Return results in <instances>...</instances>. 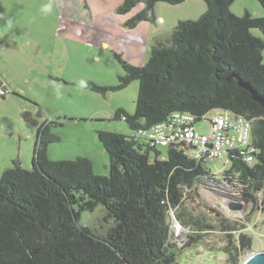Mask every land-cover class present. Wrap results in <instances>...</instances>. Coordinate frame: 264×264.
I'll list each match as a JSON object with an SVG mask.
<instances>
[{
  "label": "trees",
  "instance_id": "16d2710c",
  "mask_svg": "<svg viewBox=\"0 0 264 264\" xmlns=\"http://www.w3.org/2000/svg\"><path fill=\"white\" fill-rule=\"evenodd\" d=\"M185 1L122 0L117 12L126 15L143 5L124 24L133 29L158 21L157 3ZM204 2L207 8L197 20H180L168 40L156 42L145 65L115 54L124 71L118 84L90 86L105 93L139 82L134 115L122 110L114 115L132 134L98 131L110 161L108 176L94 174L86 157L49 159L48 147L59 138L51 130L52 122L40 124L32 168L15 162L0 177V264H177L182 250L203 244L213 233L225 241V264L242 263L252 247L245 225L195 201L201 197V186L227 181L256 207L262 204L259 210L264 213V17L246 10L242 16L233 14L234 0ZM257 2L264 8V0ZM252 29L263 38L255 37ZM240 81L248 83L262 102L253 100ZM211 111L250 123L254 163L229 152L230 166L213 174L208 162L192 159L184 149L161 147L163 155L135 135L175 112L192 114L196 126ZM99 205L114 221L104 236L80 221L82 212H93ZM176 225L183 229L179 235Z\"/></svg>",
  "mask_w": 264,
  "mask_h": 264
},
{
  "label": "rangeland",
  "instance_id": "374dc122",
  "mask_svg": "<svg viewBox=\"0 0 264 264\" xmlns=\"http://www.w3.org/2000/svg\"><path fill=\"white\" fill-rule=\"evenodd\" d=\"M122 0H0V82L5 94L0 96V177L15 162L27 170L32 158L37 128L52 122L51 130L59 142L48 147L51 160H74L86 157L94 174L109 175L110 161L99 141L98 131L118 132L130 136L129 126L114 118L116 111L134 115L139 82L131 81L122 89L105 93L93 91L97 86H115L124 75L120 61L145 65L150 51L159 40L171 36L177 22L197 20L207 8L204 0H186L155 6L158 21L142 22L133 29L125 22L143 5L135 6L126 15L117 8ZM50 6V8L48 7ZM47 9V10H46ZM249 11L264 17V8L257 0H234L230 11L242 16ZM251 32L263 38L257 29ZM264 64V49L262 54ZM211 111L196 123L195 129L207 131ZM165 155V150L158 147ZM229 161L216 159L207 167L221 173ZM202 208H213L227 219L245 225L252 240L243 261L255 251H264V213L249 197L239 193L227 181H210L199 189ZM241 204L242 210L230 206ZM106 209L98 206L93 212H82L80 221L99 236L114 226L107 219ZM211 213V212H209ZM175 226V235L182 232ZM225 245L217 233L206 242L186 248L178 254L177 264H225Z\"/></svg>",
  "mask_w": 264,
  "mask_h": 264
},
{
  "label": "built area",
  "instance_id": "2783aa9c",
  "mask_svg": "<svg viewBox=\"0 0 264 264\" xmlns=\"http://www.w3.org/2000/svg\"><path fill=\"white\" fill-rule=\"evenodd\" d=\"M5 89L0 90V96ZM195 118L189 113H173L165 122L150 129H140L137 138H144L151 147L167 148L178 146L194 160L214 162L225 159L229 152H236L245 157L250 164L254 163L256 149L252 146L250 123L227 112H216L209 120L207 131L194 128Z\"/></svg>",
  "mask_w": 264,
  "mask_h": 264
},
{
  "label": "water",
  "instance_id": "95a60500",
  "mask_svg": "<svg viewBox=\"0 0 264 264\" xmlns=\"http://www.w3.org/2000/svg\"><path fill=\"white\" fill-rule=\"evenodd\" d=\"M239 85L250 91L253 96V100L262 102L263 98L248 83H243L240 81ZM230 207L238 211L243 209V205L241 204H232ZM241 264H264V251L259 250L251 253L248 257L244 259V261H242Z\"/></svg>",
  "mask_w": 264,
  "mask_h": 264
},
{
  "label": "crops",
  "instance_id": "0c3cea01",
  "mask_svg": "<svg viewBox=\"0 0 264 264\" xmlns=\"http://www.w3.org/2000/svg\"><path fill=\"white\" fill-rule=\"evenodd\" d=\"M2 89H4V87H1Z\"/></svg>",
  "mask_w": 264,
  "mask_h": 264
},
{
  "label": "clouds",
  "instance_id": "9594fccd",
  "mask_svg": "<svg viewBox=\"0 0 264 264\" xmlns=\"http://www.w3.org/2000/svg\"><path fill=\"white\" fill-rule=\"evenodd\" d=\"M50 8V6H48ZM47 10V9H46Z\"/></svg>",
  "mask_w": 264,
  "mask_h": 264
}]
</instances>
